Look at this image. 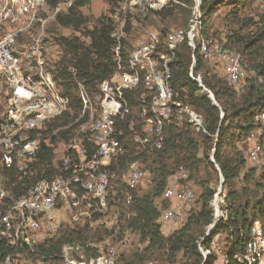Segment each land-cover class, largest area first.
I'll list each match as a JSON object with an SVG mask.
<instances>
[{"label": "built area", "instance_id": "2783aa9c", "mask_svg": "<svg viewBox=\"0 0 264 264\" xmlns=\"http://www.w3.org/2000/svg\"><path fill=\"white\" fill-rule=\"evenodd\" d=\"M77 1L0 0V264H27L28 257H43L39 251L43 240L38 237L55 235L63 225L74 223L89 224L103 236L98 244L64 245L60 264H116L119 250L127 243L123 214L150 174L144 160L163 149L167 125L175 119L187 122L199 135H208L203 117L174 100L171 65L182 45L186 44L192 52V82L212 101L214 95L204 86L201 76L195 75L196 52L204 62L224 65L225 78L237 92L250 79L263 83L237 53L224 51L216 40L203 37L201 0H193V15L185 29L166 33L148 30L125 61L122 42L128 17L172 10L178 1H121L111 16L114 74L98 86L94 98L78 78L75 67H66L86 120L79 126L78 135L66 145L60 166L55 167L52 176L28 185L49 147L44 138L48 124L70 110V99L50 60L54 48L47 47L46 29L52 20L75 9ZM85 41L91 44L90 38ZM140 89V99L147 102V107L142 110L141 128L133 138L137 152L127 159L130 152L123 139L124 130L119 127L129 117L130 96ZM257 119L259 129L248 153L254 166L264 170V110ZM128 129L133 132V128ZM211 161L214 162L213 157ZM187 180L188 171L184 168L168 180L164 200L170 207L158 221L166 236L183 223L182 210L190 209L197 200L193 189L184 185ZM223 183L220 176V186L211 202L213 222L199 245L205 260L212 251L216 252V264L231 262L219 251L217 239L209 250L202 248L201 243L228 218ZM87 247L99 250L89 255ZM232 261L264 264L261 221L253 224L245 250Z\"/></svg>", "mask_w": 264, "mask_h": 264}, {"label": "trees", "instance_id": "16d2710c", "mask_svg": "<svg viewBox=\"0 0 264 264\" xmlns=\"http://www.w3.org/2000/svg\"><path fill=\"white\" fill-rule=\"evenodd\" d=\"M108 1L109 6L114 7L124 0ZM177 1L180 7L183 2H187L188 5L192 4L191 0ZM228 1H234L230 3L231 9H237V6L246 5L255 0H201L203 37L212 38L206 36V22ZM261 1L264 2V0ZM80 6L78 0L76 8L69 15L59 18L62 26L73 28L76 32L82 29L84 23L78 12ZM172 12H160L157 16L165 17L172 15ZM112 29L111 20L101 17L93 31L87 33L91 39L88 47L81 44L80 40L75 37L60 40L66 57L71 56L70 62L77 70L78 78L85 82L92 93H95L98 86L115 72L116 66L112 56L113 41L110 37ZM253 49L257 50L255 42H250L242 49V56L235 53L242 58L248 70L254 71L259 78L263 79V83L260 84L258 80L250 79L239 92L230 86L219 72L218 66L207 67V63L210 62H204L196 52L195 75L201 76L204 86L214 95L217 106L209 95L202 94L198 85L192 82L190 78L192 52L186 44L180 47L171 65L170 84L174 90V100L203 117L208 135H199L187 122L179 123L173 119L165 129L163 149L154 152L144 160L153 174L154 190L142 197L135 196L133 204L125 210L122 220L124 230H134L140 234L143 242L148 241L149 246L145 251L168 249L172 254L183 255L185 261L182 264H216V252L212 251L205 260L199 245L201 239L206 237L207 228L213 222L211 202L220 186L221 175L224 179L223 190L226 189L225 192H228L225 198L228 218L221 222L211 236L201 243V247L209 250L213 241L217 239L218 247L222 245L220 250L231 261L230 264H237L232 261L233 257L245 250L253 224L259 220L264 226V170H261L263 184L254 182V186H250L253 181L250 170L243 176V188L237 189V184L247 167L242 145L250 141L255 132L254 137L256 136L259 129L257 118L264 110V54L258 55L250 51ZM246 55L249 57L246 58L248 62L244 59ZM65 67L68 68V65ZM62 72L64 79H61V85L65 95L70 99V110L79 113L82 106L71 88L70 80L72 79L66 68ZM141 93L140 89L130 96V105H134L133 108L138 106ZM119 128L124 130L125 135L129 134L128 124L122 123ZM47 151L41 156L40 164L35 166L34 172L37 174L32 183L52 176L50 166L53 151ZM131 157L128 155L127 159ZM211 157L214 162L211 161ZM202 165H205V170L206 168L211 170L219 179L217 190L210 188V182H202L203 194L200 211L192 214L180 230L165 236L158 221L162 213L170 207V203L163 200L161 206H158L156 200L164 195L169 178L180 168L186 169L193 176L200 172ZM27 183L29 185L31 182L29 183L28 180ZM125 218L128 219V228L124 224ZM102 236V232L93 230L89 226L66 227L58 233L55 239L48 240L39 246L40 255L57 260L64 245L100 240ZM135 259L141 264L143 257L136 255ZM127 264L135 263L128 262Z\"/></svg>", "mask_w": 264, "mask_h": 264}, {"label": "rangeland", "instance_id": "374dc122", "mask_svg": "<svg viewBox=\"0 0 264 264\" xmlns=\"http://www.w3.org/2000/svg\"><path fill=\"white\" fill-rule=\"evenodd\" d=\"M79 2L81 6L78 8V12L81 15L82 22L84 23V26L79 32H76L73 28H66L62 26L59 18L52 20L46 29L47 47L54 48V57L50 60L52 63L54 62L53 65L56 67L55 72L58 74L60 79H64L62 77V70L66 68L65 66L72 65L70 62L71 56L69 55L66 57V53L64 52V48L60 40L62 38L75 37L80 40L81 44L88 47L89 44L85 41V39L90 38V35L87 33L93 31L101 17L109 18L111 20L112 14L118 7V4L114 7H110L108 0H79ZM233 2L234 1H228L215 15L207 20L205 28L207 32L206 36H211L213 39H215L224 51L227 50L229 52H237L241 55V51L247 43L255 42L257 50L253 49L250 51H254V53L258 55L261 53L264 54V2L261 0H255L249 4L237 6V9H231L230 3ZM191 3V5H188L187 2H183L181 7L177 3V6L174 9L168 10L173 11L172 15H167L165 17H158L157 13L153 14L148 12H144L136 16H129L127 20L126 38L122 42V53L124 55V60L127 61L128 53L133 50L140 40H142V37L148 30L170 32L171 30L185 29L188 26L194 11L193 0H191ZM186 12L187 15H185ZM247 57V55L244 56V59L246 60ZM206 66H218L219 72L225 78V66L221 63H207ZM70 81L72 82V80ZM71 84V88L75 92V96L79 98L75 84L73 82ZM97 94L98 89L95 93L91 92V95L94 98L97 97ZM138 102L139 104L135 108H133L134 105H130V114L127 121L125 122L128 124V127L133 128V132L128 129L129 134H124L125 142L127 143L130 152L129 156L132 157L137 152L136 147L133 145V138L141 128L142 110L147 107V102H143L141 99H139ZM83 120H86V118H82V110L79 113L69 110L64 116L57 118L48 124L44 132V138L49 145L48 150L53 151V159L50 166L52 174L55 170V167L60 166L66 145L72 138L78 135L79 126ZM255 133L250 138L252 139L251 143L247 141L242 145L247 160V167L237 184V189L239 190L243 188V176L250 170L252 171L251 176L253 177V181L250 186H254V182L263 184L261 170L254 166V164L249 159L248 153L249 147L253 143V137ZM47 152L48 151H46V153ZM39 164L40 163L37 165ZM144 166L150 174H148L144 183L135 191V196L137 197H142L146 194L152 193L155 187L153 174H151L145 162ZM176 173H174V175ZM36 174L37 172H34L33 170V175L29 181V183L31 182L30 184H32L33 178H35ZM218 181L219 179L211 170L207 168L205 170V165H202L200 172L195 173L193 176L188 171V180L184 182V185H188L193 189L197 200L190 207V209L186 211L182 210L184 221L181 223V225L175 228V231L180 230L186 224L187 220L192 214L200 211L202 206L201 196L203 194L202 182H210V188L212 190H217ZM33 183H35V181ZM227 193L228 192H225L226 196ZM163 200L164 195L156 200V204L161 206ZM124 224L128 228L127 218H125ZM74 225H79L82 228L84 226H89V224L84 223H74L73 225L65 224L61 227L60 231L66 227L72 228ZM57 235L58 233L46 237L40 235L38 238L42 239L43 241L41 244H44L48 240L55 239ZM125 237L127 239V243L119 250L116 264H127L128 262L139 264L140 262L135 259L136 255L143 257L141 264H182L185 261V258L182 254H172L168 251V249H153L145 251L149 246L148 241L143 242L140 234L134 230H125ZM88 242L98 244L100 241L94 240ZM221 247L222 245L220 244V248ZM220 248L218 247L219 251H221ZM98 250L99 249L97 248L95 249L93 247H87L89 255L96 254ZM49 259L50 258L47 257L31 256L27 258V264H39L41 262L42 264H60L59 258L57 260H55L56 258H53V261H50Z\"/></svg>", "mask_w": 264, "mask_h": 264}, {"label": "water", "instance_id": "95a60500", "mask_svg": "<svg viewBox=\"0 0 264 264\" xmlns=\"http://www.w3.org/2000/svg\"><path fill=\"white\" fill-rule=\"evenodd\" d=\"M213 102H214V104L215 105H217V103H216V101H215V98H213ZM218 106V105H217ZM221 178L223 179V176L221 175ZM223 181H224V179H223ZM222 187V186H221Z\"/></svg>", "mask_w": 264, "mask_h": 264}, {"label": "crops", "instance_id": "0c3cea01", "mask_svg": "<svg viewBox=\"0 0 264 264\" xmlns=\"http://www.w3.org/2000/svg\"><path fill=\"white\" fill-rule=\"evenodd\" d=\"M254 139H255V138L253 137V140H254ZM251 140H252V139H251ZM251 140L249 141V143H251V142H252Z\"/></svg>", "mask_w": 264, "mask_h": 264}]
</instances>
